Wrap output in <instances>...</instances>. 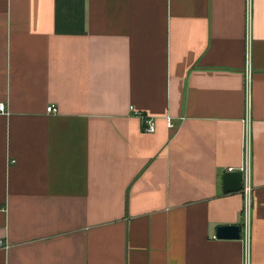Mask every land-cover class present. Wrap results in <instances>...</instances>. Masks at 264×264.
<instances>
[{"label": "crops", "instance_id": "1", "mask_svg": "<svg viewBox=\"0 0 264 264\" xmlns=\"http://www.w3.org/2000/svg\"><path fill=\"white\" fill-rule=\"evenodd\" d=\"M249 61L244 222L245 0H0V264H264V0Z\"/></svg>", "mask_w": 264, "mask_h": 264}, {"label": "built area", "instance_id": "2", "mask_svg": "<svg viewBox=\"0 0 264 264\" xmlns=\"http://www.w3.org/2000/svg\"><path fill=\"white\" fill-rule=\"evenodd\" d=\"M249 6L250 0H245V63L243 67L244 74V91H245V114L242 119V153L241 161L237 168L233 170L239 171L241 175V188L240 191L243 195V214L244 222L247 220V210L250 192V172H249V132H250V116L248 110V96H249V81H250V61H249ZM47 112H56L57 109L54 105H49L46 108ZM0 112H5L4 104L0 102ZM165 123L167 127H172L171 119L165 117ZM142 129L146 132H152L154 130L153 119L143 117ZM228 170H232L228 168ZM245 226V225H244ZM246 227L243 229L242 237L245 242L243 251V264H247V232ZM0 241V245H1Z\"/></svg>", "mask_w": 264, "mask_h": 264}, {"label": "water", "instance_id": "3", "mask_svg": "<svg viewBox=\"0 0 264 264\" xmlns=\"http://www.w3.org/2000/svg\"><path fill=\"white\" fill-rule=\"evenodd\" d=\"M241 188V175L237 170H227L221 175L222 192H236ZM215 237L220 239H238L240 227L237 224L219 225L215 230Z\"/></svg>", "mask_w": 264, "mask_h": 264}]
</instances>
